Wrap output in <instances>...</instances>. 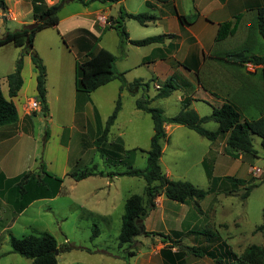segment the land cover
Segmentation results:
<instances>
[{
    "label": "crops",
    "instance_id": "0c3cea01",
    "mask_svg": "<svg viewBox=\"0 0 264 264\" xmlns=\"http://www.w3.org/2000/svg\"><path fill=\"white\" fill-rule=\"evenodd\" d=\"M27 1L30 4V8L27 13H20L19 7H22V10H24L22 0H6L8 10L6 14L1 12V16L4 14L7 20H10L11 22L15 21L20 26L34 23L35 17L33 3L32 0ZM60 1L61 0H45V4L50 7ZM96 2H100V6L96 7V5L92 3L89 5L79 3L84 9L81 10L74 7L77 9V12H74L75 9H70L68 15L64 18L60 16L62 10H64V8H62L59 13V24L55 27L45 29L57 30L63 41L66 40V35L73 34L72 36L74 37V40L72 41V45L74 43L80 47L79 53H75L76 59L73 62V66L70 65V67L66 66L67 58L65 57H67L68 54L66 55L65 51L63 55L51 56L53 59L51 61V66L48 64L45 56H41L44 65L46 66L47 73L46 90L47 104L49 108V120L47 123L50 127V138L45 144L44 161L48 172L57 177L60 176L59 178L70 177L71 173L77 172L76 170H71V153L73 149L77 150V148H81L79 153L74 150L76 157L73 159L74 161H72V164L81 157L84 149L92 153L95 152V150H98L95 148V141L101 134L103 128L101 125H99L98 128L94 125L97 112L91 102V98L88 99L86 95H82L76 91L75 66L77 61H84L87 58V55L93 52L95 45L99 46L98 42L107 31L115 34L117 45L123 53L122 60H127L128 54L127 52L125 53V51L130 50V47L138 49L137 59L130 68H122V70H117L118 67L116 68L118 72L124 74V77L127 73L136 70L133 82L139 80L142 83H147L148 79H150L151 81H154L157 90L162 87L160 82H165L166 79L170 77H176L177 79L184 81L190 87V92H182L181 96L178 97V101L184 105L189 99V108L195 110L200 117L211 115L214 109L220 108L226 100H229L232 96L240 93L241 96L238 97L239 101L246 109L244 118L250 119L251 117L256 118L259 116V113L256 111H258L259 107L263 104L264 65L254 66L245 63L242 68L238 69L237 66L231 64L233 61L228 55L246 45L250 54L262 55L264 53V42L261 36L258 35L257 32H255L254 35H250V27L256 18V9L264 6V0H171L166 4H161L155 0H122L116 4L101 1ZM70 4H77V2ZM120 10H124L129 14L148 13L156 17L154 22H151L146 26H141L139 24V28L130 24V21L133 20H126L125 28L131 40H143L149 37L164 36V41L146 46L150 47L149 49H145L146 47H136L130 43L124 44L114 28H106V26L99 21V17L101 16L108 19L118 18ZM30 14L32 20L28 22L25 17ZM179 16L191 18L192 23L190 25L182 24L179 20ZM237 16H239V20L236 34L221 42H216L215 39L219 25L231 22ZM250 37L251 41H249L248 44ZM236 38H239L240 41L238 44L233 45ZM96 40L97 42H95ZM49 47L50 51H52V44H50ZM71 47L72 46H69V44L67 45V48L73 51V48ZM99 47L111 52L103 46ZM115 57L117 59V64L118 57ZM27 69H29V71H27ZM22 79L23 86L21 90L16 97L12 98V101L17 107L19 119L14 124L0 127V222L4 227L2 231L3 233L13 227V223L16 219L27 212L31 207L37 204L54 203L60 196L68 191V188L63 181L62 191L57 197L36 200L20 214H17L14 210L12 205L15 201L12 197V189L14 186L13 181L20 175L30 172L29 166L28 168H22L17 171L22 161L21 155L27 149L25 147L22 148L21 143L24 141L25 135L29 136L31 132L33 120L35 119L33 117L41 113V110H39L36 114H33L30 109V103L35 102L37 98V72L30 55L24 57ZM126 79L129 83L128 78ZM131 82L132 81H130V83ZM110 83L98 90L108 87ZM120 86L121 83L118 86V89H120ZM3 94L10 99L8 88L6 92L3 91ZM200 105L208 107L209 110L211 109L210 114H205V110H203L204 114H201L199 110ZM56 106L58 107L57 110L63 112V115L65 111L67 112L66 118L62 117L55 120L53 109ZM80 107L81 117L84 116L82 118L84 121V134H80L78 138H76L78 141L74 145L75 140L72 133L70 134V141H66L64 138L66 131L68 130L67 126L70 125V130L74 129V114L76 113V109H80ZM174 126H176V128L184 127L181 125ZM172 130L173 128L171 125H165L167 138L162 147L163 154L166 152V148H169L170 146L175 147L172 146ZM222 137H224L223 142L226 148L228 134L219 136V138L213 142L201 137L202 140L204 139L207 142L201 143L203 146L207 147L205 153L202 154L201 157L208 158V156L210 157V155H212L210 159L213 160L215 157L221 156L224 148L219 149L216 143ZM29 142H31V139L27 141V143ZM180 148L181 147H179V149ZM56 155L58 159L56 158ZM243 158L248 157L240 154L237 162H243ZM201 161L202 164L205 163L204 159ZM240 166L241 165L233 166L232 164L229 168L233 169L237 174L238 170H236V168H239ZM205 168L208 169V165ZM164 173L169 179H171L172 172L170 170H166ZM95 177L101 179L109 178L106 176H94L81 181H75L70 177L73 182L70 186V190L74 191L76 186ZM209 181L212 185L214 177L209 178ZM113 185L114 183L112 181H107L105 184L95 185L94 188H92V192L85 194L84 196L85 200L91 201L89 205L90 208L88 209V206H86L85 203V205L80 204V214H86L93 219L95 218L103 222H111L116 204H108L107 199L101 195L98 196V194L103 191L104 187H112ZM210 193L208 195H210ZM163 198L164 196L157 198L156 208L151 211L149 216L145 219L144 227L146 231L168 236L171 239L179 241H181V238L186 234L196 233V226L187 223L186 217L182 219L181 216L173 218L164 216V224H162L161 227L159 225L156 226L157 222L154 220L153 216L154 214H157L156 212L159 213L158 210L160 208H164L165 200ZM126 201L127 199L124 201V209ZM185 204L187 205L189 203ZM108 206L112 207L111 210L106 209ZM200 208L202 211L203 207L201 205ZM48 209L49 211H53L51 207ZM198 213L202 214L200 212ZM162 214H164L163 210ZM123 216L124 214L121 216V219ZM98 231L100 233L99 229ZM11 236L13 235L10 234L9 242ZM141 236L134 239L136 245H143V243L140 242ZM64 237L65 244L71 243L67 236ZM150 237L153 238L154 243L152 255L147 260H143L142 263H140L141 260L139 257L136 259L137 261L135 264H170V258H168L167 253L162 252L164 249H168L166 243L163 242L162 237ZM63 245L58 244L59 247ZM79 248L80 249L78 250L65 253L85 252L93 254L96 252H105L107 256H111V254L106 251H91L83 246H80ZM170 251L172 254H176L179 250L171 248ZM133 252L134 255L129 254L131 257L137 255L135 250H133ZM59 257L60 254L58 255V264H60ZM180 264H182V262Z\"/></svg>",
    "mask_w": 264,
    "mask_h": 264
},
{
    "label": "rangeland",
    "instance_id": "374dc122",
    "mask_svg": "<svg viewBox=\"0 0 264 264\" xmlns=\"http://www.w3.org/2000/svg\"><path fill=\"white\" fill-rule=\"evenodd\" d=\"M22 1L24 10H22V7H19V12L27 13L30 4L27 0ZM70 3L76 2H69L64 5V10H62L60 14L62 18L68 15L70 9H75L74 12H77L76 8L81 10L84 9L79 3ZM99 3L100 2H93L92 4H95L97 7L100 6ZM2 16L0 14V39L3 38L7 32H13L21 28L17 22L3 19ZM26 16V21L30 22L32 20L31 14ZM130 24L139 28V24L134 20L130 21ZM72 35H66L64 43L58 31L55 29L40 32L35 37L33 51L37 53L39 57L45 56L50 66L53 60L51 56L63 55L65 51L66 55L68 54L67 57H65L67 58L66 66H73V62L76 59L75 53H79L80 47L74 43L72 45V41L74 40ZM116 39L113 32L107 31L98 42V45L107 48L118 57V62L116 64V68L118 67L117 70L130 68L137 59L138 49L130 47V50L125 51V53L127 52L128 54L127 60H122L123 53L118 47ZM239 41L240 39L236 38L233 45L238 44ZM95 42H97V40ZM50 44H52V51H50ZM68 44L72 46L71 48H73V51L67 48ZM149 48L150 47H146L145 49ZM23 53L22 48H17L12 44L0 47V83L1 88L5 92L8 88L7 77L14 72L16 63L19 58L23 56ZM25 56L28 55L24 54V57ZM27 71H29V69H27ZM135 73L136 70L125 75L129 83L130 81L133 83ZM120 83L119 80H115L106 88H102L90 94H82L86 95L88 99L91 98V102L96 108L97 116L94 123L96 128H98L99 125L104 128L107 119L113 113L120 94V89H118ZM147 83L149 84L148 94L142 88H140L135 95L131 94L127 89L122 91L121 111L118 114L115 125L111 127V131L108 134V141L100 147L96 145L95 148L98 149L97 151L95 150V152L92 153L84 149L81 157L72 164V161H74L73 159L76 157L74 152L75 149L72 147L71 170H76L77 172L86 170L105 172L124 171L127 169L125 165L120 163L112 165L111 163L115 160L120 161V159H123L126 151L133 149H138L136 155L132 160L130 159L127 161V163L131 164L133 169L144 170L147 167V151L150 149L151 138L154 134L153 121L148 113L136 108V101L147 95L151 100V107L162 109L166 117H172L177 115L184 106L178 101V97H180L184 91L190 92V89L180 87L168 98L155 99L159 90L155 88L154 81L148 79ZM160 84L162 86L164 82L162 81ZM30 109L33 114H36L41 110V106L39 105L37 110H33L31 107ZM57 109V106L53 109L55 120L62 117L66 118L67 112L65 111L63 115V112ZM199 110L201 114H204L203 110H205V114H210L211 112V109L209 110V108L204 105H200ZM81 116L80 107V109H76V113L74 114V129L70 130V125L67 126L68 130L64 138L66 141H70L69 138H71L70 134L72 133L75 140L74 145L78 141L76 138H78L80 134H84V121L82 119L84 116ZM33 118L35 119L33 120L31 132L29 136L25 135L24 141L21 143V147L27 149L21 155L22 161L17 171L22 168H28V166L30 171H38V166L41 162L46 166L44 161V150L46 141L50 138V127L47 123L49 115L45 117L41 112ZM171 126L173 128L171 131L172 146L175 147L170 146L166 148V152L162 155L160 165L163 171L170 170L172 172L171 180L189 182L203 190L210 191L212 186L210 195L200 202L204 210L201 211L202 214L198 213L192 202H189L187 205H182L164 197V208H160L158 210L159 213L156 212L157 214L153 216L154 220L157 222L156 226L159 225L160 227L164 224V216L172 218L181 216L182 219L186 217L187 223L196 226L197 232L194 234H186L182 237V242L179 245L181 249L180 247L176 248V250L180 249L184 252L182 264H216L207 257L199 258L194 254L192 255L187 250V247L195 246L200 249L211 250L216 248L219 241H224L234 253L241 254L252 244L263 245L264 231L256 232L257 227L264 223V149L261 145L260 138L258 136H252L253 146L257 152L256 157L246 155L248 158H243V162H237L240 155L236 158L228 155L223 142L224 137H222L218 140L216 145L219 149L224 148L223 152L221 156L211 160L210 157H212V155H210V157L208 156V158L201 157L207 148L201 143H207L206 140H202L196 132L187 127L176 128L174 125ZM203 126L210 131L215 132L218 130V125L215 122H209ZM47 132L48 137L46 139ZM30 139L31 142L27 143ZM161 144L163 147L165 144L164 139L161 140ZM179 147L181 148L179 149ZM80 149L79 147L75 151L79 153ZM56 158L58 159L57 155ZM202 159H204V164H202ZM232 164L233 166L241 165L239 168H236V170H238L237 174L233 169L229 168ZM207 165L208 169L205 168ZM254 169H259L260 173H255ZM225 176L245 179L250 183L245 187L232 190L233 186L231 183L224 180ZM213 177L214 182L211 185L209 178ZM62 178L68 191L60 196L54 203L37 204L31 207L27 212L18 217L13 223V227L5 231V233L2 232L4 227L0 222V264H31V261L24 257L16 254H9L11 251L9 236L11 234L16 238H22L23 236L31 234L33 230L38 232H49L55 237L58 244H65L64 236H67L69 241L78 247L83 246L91 251L100 250L111 254V256H107L105 252H96L93 254L85 252H73L70 254L60 253V264H135L137 261L136 259L139 257L141 260L140 263L150 258L154 248L152 237L142 235L140 237V242L143 243V245H136L135 242H133L125 244L122 247H120L118 240L122 225L121 216L125 212L124 201L133 195H143L146 182L142 178L114 177L112 179H101L95 177L79 184L74 191L70 190V186L73 183L72 178ZM107 181H112L114 185L112 187H104L103 191L99 193L98 196L101 195L106 198L108 204H116L111 222H103L95 218L93 219L86 214H80V204L85 203L88 209L90 208L89 205L91 201L84 199L85 194L92 192V188H94L95 185L105 184ZM251 185H253L252 190L249 192L248 196H245L247 187ZM50 207L53 211H49L48 208ZM111 208V206H108L106 209L111 210ZM162 210L164 214H162ZM95 226L100 230V233L94 237L95 231L93 229ZM205 230L212 231L216 240H212V238L204 234ZM133 250L137 252L135 257L129 255V252Z\"/></svg>",
    "mask_w": 264,
    "mask_h": 264
},
{
    "label": "trees",
    "instance_id": "16d2710c",
    "mask_svg": "<svg viewBox=\"0 0 264 264\" xmlns=\"http://www.w3.org/2000/svg\"><path fill=\"white\" fill-rule=\"evenodd\" d=\"M101 1L110 4H116L122 0H61L59 3L48 7L45 0H32L34 7L35 22L21 26V28L7 32L0 39V47L12 44L17 48H22L23 56L19 58L13 73L7 77L8 84V99L2 91L0 83V127L14 124L18 121V110L12 98L18 95V92L23 86L22 70L24 66V54L30 55L33 65L37 72V98L36 101L41 106V112L45 117L49 115L47 104L46 90V66L41 57L34 50V40L36 35L59 24V13L65 4L69 2H77L83 5H89L93 2ZM161 4H166L171 0H155ZM149 5V2H148ZM8 10L6 0H0V12L6 14ZM6 19L5 15L2 16ZM126 20H134L141 26L154 22L156 17L148 14H129L124 10H120L119 16L116 19L109 18L110 23L106 28H114L121 41L125 44H132L136 47H146L152 44L164 41V36L149 37L143 40H131L125 28ZM182 24L190 25L192 19L179 16ZM239 16L233 21L219 25L216 42H221L228 37H233L237 32ZM257 32L264 42V6L256 9V18L250 27V35ZM251 41V37L248 40ZM249 47V46H248ZM232 59L234 66L238 69L242 68L245 63L254 66L264 65V53L262 55L250 54L247 45L228 55ZM116 57L109 51L95 45L93 52L87 55L84 61H77L75 66V86L76 91L81 94H90L99 88L109 84L113 80L121 82L120 94L116 101V106L106 124L95 141V145L102 146L108 141V134L111 127L114 125L119 112L121 111V93L127 89L131 94L135 95L140 88L144 91L149 90L148 83H142L139 80L133 83H128L123 73L116 70ZM222 61V60H221ZM179 80V81H177ZM190 87L182 80L176 77L166 79L162 87L159 89L155 99L168 98L179 88ZM238 95L232 96L231 99L217 109H214L211 115L200 117L198 113L189 108L190 100L184 103L183 109L175 116L166 117L163 110L150 106L151 100L146 95L144 98L136 101V108L145 113H148L153 121L154 134L151 138L150 149L147 151V167L144 170L133 169L132 165L127 163L132 160L138 149H133L125 152V156L120 161L115 160L112 165L118 163L126 166L124 171H111L105 173L103 171L86 170L71 173L75 181H81L89 177H140L146 182V187L143 195H133L129 197L125 203V213L122 218V227L119 235L120 247L125 244L134 242L138 236H160L168 249L162 252L167 253L170 258V264H180L184 259V252L181 251L179 240L171 239L168 236H163L153 232L146 231L144 221L149 216L150 212L156 208V200L160 196H164L168 200L185 204L193 202L195 208L201 213L200 202L203 201L210 191L200 189L189 182L174 181L168 178L160 165V159L163 155L161 140L167 138L165 125H181L193 130L201 137L216 141L219 136L228 134L226 140L227 154L233 158L238 155H250L256 157L257 152L253 146L252 136H258L261 140V145L264 149V95L263 104L259 107L258 117L244 118L245 108L239 101ZM215 122L218 125L217 131H210L204 128V124ZM48 132L46 134V139ZM141 151V150H140ZM224 180L232 184V190L239 187H245L248 183L245 179H239L232 176H225ZM12 189V197L15 201L12 203L14 210L20 214L30 204L36 200L51 199L57 197L63 186V179L59 178L46 170V166L41 162L38 166V171L26 172L14 179ZM253 185L247 187L245 196L249 195ZM264 216V214H263ZM137 219V222L135 220ZM137 224L142 225V229L137 227ZM95 235H98V228L95 226ZM264 231V223L257 227L256 232ZM209 238L216 240L215 235L210 230L204 231ZM218 240V239H217ZM218 242V241H217ZM11 251L9 254H16L31 261V264H58V254L71 252L80 249L79 247L66 243L59 247L55 237L49 232H38L33 230L31 234L22 238L10 237ZM179 248L176 254H172L171 248ZM187 250L196 257H207L213 260L216 264H264V244H252L248 246L241 254L234 253L232 249L224 241H219L216 248L211 250L200 249L195 246L187 247ZM134 255L133 251L129 252Z\"/></svg>",
    "mask_w": 264,
    "mask_h": 264
},
{
    "label": "built area",
    "instance_id": "2783aa9c",
    "mask_svg": "<svg viewBox=\"0 0 264 264\" xmlns=\"http://www.w3.org/2000/svg\"><path fill=\"white\" fill-rule=\"evenodd\" d=\"M99 21L100 23H102L103 25L105 26H108L110 23L108 22V18L104 17V16H101L99 17ZM39 103L38 102H32L30 107L33 109V110H37L39 108ZM255 173H260V170L259 169H254Z\"/></svg>",
    "mask_w": 264,
    "mask_h": 264
},
{
    "label": "water",
    "instance_id": "95a60500",
    "mask_svg": "<svg viewBox=\"0 0 264 264\" xmlns=\"http://www.w3.org/2000/svg\"><path fill=\"white\" fill-rule=\"evenodd\" d=\"M2 12H4V11H2ZM135 222H137V219L135 220ZM137 227H138L139 229H142V228H143L142 225H140V224H137ZM56 254L59 255L58 252H56Z\"/></svg>",
    "mask_w": 264,
    "mask_h": 264
}]
</instances>
